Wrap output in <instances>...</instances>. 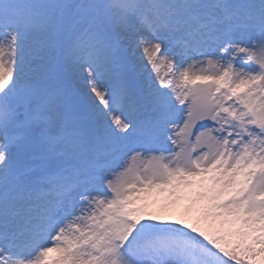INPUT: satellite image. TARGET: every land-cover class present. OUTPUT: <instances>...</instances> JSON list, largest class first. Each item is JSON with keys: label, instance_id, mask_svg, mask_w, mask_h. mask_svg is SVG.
<instances>
[{"label": "snow or ice", "instance_id": "6c2138e0", "mask_svg": "<svg viewBox=\"0 0 264 264\" xmlns=\"http://www.w3.org/2000/svg\"><path fill=\"white\" fill-rule=\"evenodd\" d=\"M0 264H264V0H0Z\"/></svg>", "mask_w": 264, "mask_h": 264}]
</instances>
